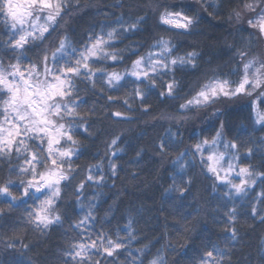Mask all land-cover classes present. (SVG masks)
<instances>
[{
    "label": "snow or ice",
    "instance_id": "obj_1",
    "mask_svg": "<svg viewBox=\"0 0 264 264\" xmlns=\"http://www.w3.org/2000/svg\"><path fill=\"white\" fill-rule=\"evenodd\" d=\"M89 9L79 38L69 24ZM0 17L6 29L0 33V234L6 248L19 243L24 251L18 264H32L24 253L33 242L21 235L31 228L47 247L58 236L49 253L55 264H143L151 246L140 231L145 206L122 204L118 196L105 202V196L119 181L140 175L148 151L141 141L157 121L167 126L151 142L155 155L183 139L173 123L181 117L154 114L152 101L175 96L177 70L194 64L198 53L178 52L164 37L141 47L146 14L134 13L128 0H0ZM159 21L187 29L192 17L165 9ZM254 26L264 35V16ZM257 63H242L234 88L212 79L180 106L187 111V105L220 96L253 97L248 131L228 138L221 121L211 137L192 145L211 181L195 213L198 224L210 217L213 226L222 225L216 234L203 233L193 264H232L242 223L264 229V94L250 90L264 87ZM133 126L136 136L129 135ZM82 139L97 142L91 157L82 153ZM173 163L159 213L164 232L169 217L187 232L192 229L181 223L174 201L187 194L192 180L187 160ZM258 262L264 264V233ZM148 264H162V258L153 256Z\"/></svg>",
    "mask_w": 264,
    "mask_h": 264
},
{
    "label": "clouds",
    "instance_id": "obj_2",
    "mask_svg": "<svg viewBox=\"0 0 264 264\" xmlns=\"http://www.w3.org/2000/svg\"><path fill=\"white\" fill-rule=\"evenodd\" d=\"M128 2L133 6L134 13L146 14L147 26L138 33L142 40L141 47H146L154 39L164 37L176 45L178 52L195 50L198 53L194 64L177 70L175 78L178 87L175 96L168 98L167 102L163 98L152 101L154 114L166 111L181 117L173 123L182 133L183 139L159 158L161 167L167 165L162 177L165 184L171 180L169 174L175 170L176 165L173 161L187 160V178L192 180V184L188 186L187 194H180V198L175 199L174 203L181 223H187L192 230L182 232L179 226H172L164 232V224L157 225L146 206L147 214H144L140 228L143 234L142 240L151 241L143 264H148L149 259L156 255L162 258V264H193L199 241L204 233L203 229L197 230L199 224L195 213L208 198V186L211 181L208 173L203 170L200 158L194 154L192 145L203 136L211 137L221 121L224 125V134L228 138L238 137L248 131L251 126L250 108L253 97L220 96L207 104L187 105V111L180 106L185 105L209 80H226L234 88L242 76V63L250 59H257L256 66L260 68L261 76H264V35L254 26L257 18L264 16V0H215V4L210 0H128ZM165 9L171 12H183L192 17L189 28L177 29L160 23L159 15ZM91 11L89 9L83 14L72 16L69 29L79 38H83L80 29L86 23ZM125 11L127 12L128 9ZM242 53L246 55L242 56ZM250 90L255 91V95L264 94V87ZM166 126L161 121L156 122L153 127L157 131L153 140L157 135L164 134ZM82 143L84 144L82 153L91 157L97 142L82 139ZM78 163L82 167L84 161L78 160ZM75 166L74 164L73 167ZM157 174L159 169H156V175L140 174L134 181L130 178L119 181L116 188L105 196V202L113 196H118L124 204L129 197L141 194L150 187L155 189V194L149 199L158 202L164 186L159 185ZM179 175L177 173V176ZM177 183L181 181L178 179ZM121 185H123L122 189ZM156 185L159 187L157 188ZM32 195L38 194L33 192ZM175 195L173 194L174 197ZM24 202L27 201H22ZM131 204L135 206V202ZM21 235L26 237L27 242H33V250L24 253L25 256H31L32 264H55L50 254H44L43 250L47 248V244L36 232L29 228L27 233ZM36 241L40 243L37 244ZM23 251L19 243L15 248H6L0 234V264H18L14 257H21L20 253ZM51 252L49 250V253ZM129 264H131L130 259ZM232 264H259V262L256 257L249 259L241 249H236L232 255Z\"/></svg>",
    "mask_w": 264,
    "mask_h": 264
},
{
    "label": "trees",
    "instance_id": "obj_3",
    "mask_svg": "<svg viewBox=\"0 0 264 264\" xmlns=\"http://www.w3.org/2000/svg\"><path fill=\"white\" fill-rule=\"evenodd\" d=\"M0 21H2V17H0ZM5 31L6 29H4L3 24L0 23V33ZM118 127H129V126L120 125ZM156 131L157 130H153L151 127H149L147 129L148 136L141 141V143L148 148V151L146 152L145 161L143 162V170L141 171L140 174L156 175V169H159V185H163L164 187H166L167 184H165L162 177L165 174V168L167 167V165L161 167V161L159 156L155 155L150 150L151 142L153 140V137L156 135ZM138 132L139 129L133 126V131L130 132L129 135L136 136ZM129 155H132V153H129ZM170 182L171 181L169 180L168 183ZM159 185H156V187L158 188ZM154 194H155V189L150 187L141 194H135L134 196L129 197V199L126 200L124 204L127 205V204H131L132 202H135V206H139L140 204H143L144 206L149 208V213L151 214L152 220L155 221L157 225L164 224L165 222L164 217L159 213L160 200H158V202H154L153 200L149 199V197ZM110 200L111 199H109L108 201L110 202ZM252 223L253 222L251 220L248 221V224H252ZM168 224L169 227H172L174 225V221L171 219V217H169ZM220 227H222V225L213 226L211 223V218L209 217L207 220L201 221L198 231L200 229H203L204 232H210L212 234H216L218 233ZM240 232L242 237V243L238 244L237 247L234 249V251L236 249H241L242 252L245 253V256L248 255L249 259H251L252 257H256L258 261V252L260 251L261 248V234L264 233V229H262L258 223H256L254 227H248V225L242 223ZM59 242L60 241L58 239V236H53L52 243L43 250L44 254L48 255L49 250L54 252L56 244H58ZM221 245H223V240H221ZM233 258L235 259V257ZM14 259L19 262L23 260V257L16 256L14 257Z\"/></svg>",
    "mask_w": 264,
    "mask_h": 264
}]
</instances>
